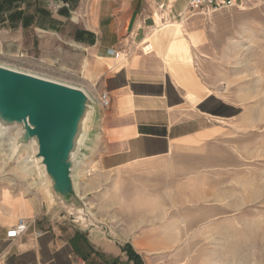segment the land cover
I'll return each instance as SVG.
<instances>
[{
  "label": "rangeland",
  "instance_id": "rangeland-1",
  "mask_svg": "<svg viewBox=\"0 0 264 264\" xmlns=\"http://www.w3.org/2000/svg\"><path fill=\"white\" fill-rule=\"evenodd\" d=\"M152 16L139 49L162 60L180 94L179 114L199 128L193 137L159 158L111 164L101 112L112 97L102 90L91 98L73 168L94 226L58 201L42 167L27 163L35 146L16 145L17 125L0 126V192L42 191L86 232L106 225L107 237L130 243L142 264H264V0L183 21ZM21 33L0 23L1 66L83 88L89 69L83 76L64 66L53 50V58L42 52L35 32Z\"/></svg>",
  "mask_w": 264,
  "mask_h": 264
},
{
  "label": "crops",
  "instance_id": "crops-1",
  "mask_svg": "<svg viewBox=\"0 0 264 264\" xmlns=\"http://www.w3.org/2000/svg\"><path fill=\"white\" fill-rule=\"evenodd\" d=\"M165 1L0 0V23L20 34L35 32L43 53L53 58V50L56 60L72 64L83 76L89 69L91 77L86 81L82 76L80 85L90 98L109 92L112 102L101 112L107 125L103 138L112 150L111 164L117 166L162 157L199 130L179 114L180 94L162 71V60L139 49L145 29L152 26V14L159 15L156 6ZM186 2L176 0L172 12L181 11ZM56 38L80 55L72 56ZM114 52H119L118 59ZM123 54L126 58L119 60ZM90 79H98V86ZM18 218L29 221L26 232L7 238L6 230ZM81 262L133 264L120 243L97 229L86 232L73 224L42 191L0 192V264Z\"/></svg>",
  "mask_w": 264,
  "mask_h": 264
},
{
  "label": "water",
  "instance_id": "water-1",
  "mask_svg": "<svg viewBox=\"0 0 264 264\" xmlns=\"http://www.w3.org/2000/svg\"><path fill=\"white\" fill-rule=\"evenodd\" d=\"M91 111L92 100L83 88L0 65V126H19L16 145L35 146L27 163L42 167L58 201L75 208L76 219L94 226L73 179L74 157ZM90 229L106 236L111 232L106 225Z\"/></svg>",
  "mask_w": 264,
  "mask_h": 264
},
{
  "label": "built area",
  "instance_id": "built-area-1",
  "mask_svg": "<svg viewBox=\"0 0 264 264\" xmlns=\"http://www.w3.org/2000/svg\"><path fill=\"white\" fill-rule=\"evenodd\" d=\"M175 1L176 0H166L157 5V13L160 15L161 22H166L175 15L176 18L181 21L187 20L196 15H210L220 9L231 8L234 6L237 7L241 0H187L184 8L173 14V3ZM147 50L146 46L142 47L143 52H146ZM119 55V52H114L116 58H118ZM101 102L103 105L109 103V97L105 91L101 94ZM28 224L29 221L27 219L18 218L15 224L6 230V237L13 239L21 236L26 232ZM36 235H40V233L37 232ZM80 264H83V262Z\"/></svg>",
  "mask_w": 264,
  "mask_h": 264
},
{
  "label": "trees",
  "instance_id": "trees-1",
  "mask_svg": "<svg viewBox=\"0 0 264 264\" xmlns=\"http://www.w3.org/2000/svg\"><path fill=\"white\" fill-rule=\"evenodd\" d=\"M122 250H124L130 260L133 261V264H142L140 255L134 250L130 243L123 245Z\"/></svg>",
  "mask_w": 264,
  "mask_h": 264
},
{
  "label": "bare ground",
  "instance_id": "bare-ground-1",
  "mask_svg": "<svg viewBox=\"0 0 264 264\" xmlns=\"http://www.w3.org/2000/svg\"><path fill=\"white\" fill-rule=\"evenodd\" d=\"M15 134H19V130L18 129H15V132H14ZM36 160H40V157L39 158H37ZM32 161H34V160H32Z\"/></svg>",
  "mask_w": 264,
  "mask_h": 264
}]
</instances>
